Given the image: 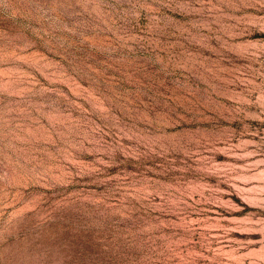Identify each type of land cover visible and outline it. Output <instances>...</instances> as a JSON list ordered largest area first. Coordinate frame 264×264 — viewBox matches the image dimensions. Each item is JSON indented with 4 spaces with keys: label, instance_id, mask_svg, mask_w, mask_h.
Instances as JSON below:
<instances>
[{
    "label": "rangeland",
    "instance_id": "obj_1",
    "mask_svg": "<svg viewBox=\"0 0 264 264\" xmlns=\"http://www.w3.org/2000/svg\"><path fill=\"white\" fill-rule=\"evenodd\" d=\"M0 264H264V0H0Z\"/></svg>",
    "mask_w": 264,
    "mask_h": 264
}]
</instances>
